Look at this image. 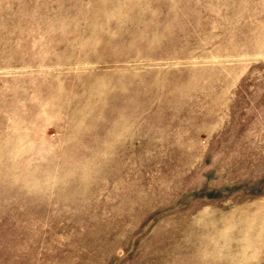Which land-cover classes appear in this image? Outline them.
Listing matches in <instances>:
<instances>
[{
    "label": "rangeland",
    "instance_id": "obj_1",
    "mask_svg": "<svg viewBox=\"0 0 264 264\" xmlns=\"http://www.w3.org/2000/svg\"><path fill=\"white\" fill-rule=\"evenodd\" d=\"M0 264H264V0H0Z\"/></svg>",
    "mask_w": 264,
    "mask_h": 264
}]
</instances>
